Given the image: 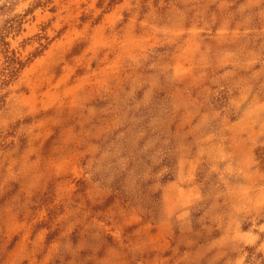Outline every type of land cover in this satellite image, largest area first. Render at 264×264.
Wrapping results in <instances>:
<instances>
[{
  "label": "rangeland",
  "instance_id": "rangeland-1",
  "mask_svg": "<svg viewBox=\"0 0 264 264\" xmlns=\"http://www.w3.org/2000/svg\"><path fill=\"white\" fill-rule=\"evenodd\" d=\"M0 264H264V0H0Z\"/></svg>",
  "mask_w": 264,
  "mask_h": 264
}]
</instances>
